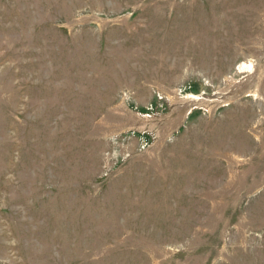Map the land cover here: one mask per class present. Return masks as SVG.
Returning a JSON list of instances; mask_svg holds the SVG:
<instances>
[{"label": "rangeland", "instance_id": "374dc122", "mask_svg": "<svg viewBox=\"0 0 264 264\" xmlns=\"http://www.w3.org/2000/svg\"><path fill=\"white\" fill-rule=\"evenodd\" d=\"M0 264H264V0H0Z\"/></svg>", "mask_w": 264, "mask_h": 264}]
</instances>
